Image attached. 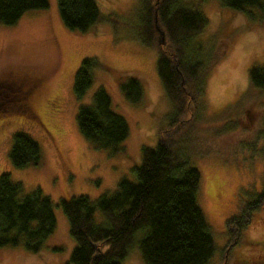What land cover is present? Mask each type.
<instances>
[{
    "label": "rangeland",
    "instance_id": "1",
    "mask_svg": "<svg viewBox=\"0 0 264 264\" xmlns=\"http://www.w3.org/2000/svg\"><path fill=\"white\" fill-rule=\"evenodd\" d=\"M189 1L207 20L193 44L200 45L203 62L216 59L196 103V121L182 122L191 136L190 164L200 175L197 205L215 246L208 264H264V198L256 201L264 189V91L249 90L248 80L251 67L264 65V12L233 11L221 0ZM95 3L102 20L85 33L64 27L56 0L13 25L0 24V175L20 184L23 195L40 189L55 219L38 252L22 244L3 247L0 264H73L74 241L60 200L83 195L94 201L114 191L121 179L135 182L132 169L141 163L142 147H155L167 126L171 104L157 75V50L140 35L143 0ZM155 41L162 44L161 38ZM91 58L108 68H92L91 85L76 99L74 75L81 61ZM111 71L120 74L119 82ZM128 78L141 85L139 104L126 102L120 93ZM100 87L128 125V136L114 154L94 148L76 124L78 107L90 104ZM17 132L38 144V165H11L8 153ZM236 217L244 218L243 227L227 224ZM94 220L105 224L99 212ZM142 233L134 234L121 264H145L138 247Z\"/></svg>",
    "mask_w": 264,
    "mask_h": 264
},
{
    "label": "trees",
    "instance_id": "2",
    "mask_svg": "<svg viewBox=\"0 0 264 264\" xmlns=\"http://www.w3.org/2000/svg\"><path fill=\"white\" fill-rule=\"evenodd\" d=\"M221 1L233 11L255 7L264 12V0ZM47 6L48 0H0V24L13 25L26 12ZM56 6L62 24L72 32L85 33L102 20L95 0H56ZM143 7L141 39L157 50V75L171 112L155 147H142L141 163L132 169L135 182L121 179L114 191L104 192L94 201L83 195L60 200L74 241L73 264H121L137 231L143 232L138 247L145 264H208L215 250L196 201L200 175L189 161L191 136L182 126L187 119L195 120L204 80L216 61L213 56L203 62L200 45L193 44L207 20L190 1L143 0ZM154 15L162 37L154 29ZM160 38L162 44L155 41ZM94 67L108 68L94 58L81 61L73 81L76 99L91 85L90 70ZM111 72L119 82L120 74ZM248 80L249 90L263 92L264 65L251 67ZM119 90L126 102L141 103L142 88L136 79H126ZM75 119L80 134L94 148L110 154L120 152L118 145L127 138L128 125L112 110L104 88L93 93L90 104L78 107ZM8 158L16 169L38 165L40 149L31 138L17 132L12 136ZM263 198L264 189L256 201ZM96 212L103 215L105 224L95 223ZM245 223L243 217H236L227 224L241 228ZM54 225L51 201L40 189L23 195L20 184L11 182L7 174L0 175V248L22 244L36 253L53 233Z\"/></svg>",
    "mask_w": 264,
    "mask_h": 264
},
{
    "label": "water",
    "instance_id": "3",
    "mask_svg": "<svg viewBox=\"0 0 264 264\" xmlns=\"http://www.w3.org/2000/svg\"><path fill=\"white\" fill-rule=\"evenodd\" d=\"M153 23H154V29H155V31H156V32L162 37V36H163V33H162V31L160 30V28L158 27V25H157L156 15H154ZM160 43H163V38H161Z\"/></svg>",
    "mask_w": 264,
    "mask_h": 264
},
{
    "label": "flooded vegetation",
    "instance_id": "4",
    "mask_svg": "<svg viewBox=\"0 0 264 264\" xmlns=\"http://www.w3.org/2000/svg\"><path fill=\"white\" fill-rule=\"evenodd\" d=\"M8 86V85H7ZM24 101H25V99H24ZM23 104H25L26 103V101L25 102H22Z\"/></svg>",
    "mask_w": 264,
    "mask_h": 264
}]
</instances>
